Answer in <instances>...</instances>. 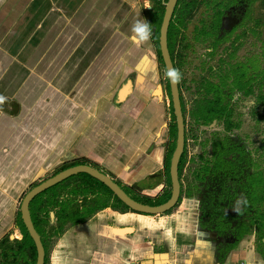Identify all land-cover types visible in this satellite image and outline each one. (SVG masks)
I'll use <instances>...</instances> for the list:
<instances>
[{"label":"crops","instance_id":"1","mask_svg":"<svg viewBox=\"0 0 264 264\" xmlns=\"http://www.w3.org/2000/svg\"><path fill=\"white\" fill-rule=\"evenodd\" d=\"M135 6L133 0H0V239L22 240V200L66 164L88 166L123 191L140 187L141 196L163 189L173 124L154 75L135 74L159 52L137 64L140 53L126 56ZM192 202L183 198L157 216L96 211L58 237L49 264H264L257 251L264 240L255 236L220 263L219 240L199 227ZM56 212L42 215L49 230L57 227Z\"/></svg>","mask_w":264,"mask_h":264},{"label":"rangeland","instance_id":"2","mask_svg":"<svg viewBox=\"0 0 264 264\" xmlns=\"http://www.w3.org/2000/svg\"><path fill=\"white\" fill-rule=\"evenodd\" d=\"M194 1L195 5L182 21L178 22V16L174 21L176 24L173 40L174 51L178 54V75L186 120V157L179 182L182 188L181 201L183 198L188 199L187 196H189L194 200L192 203L200 207L204 199V193L201 191L202 183L198 180V177L203 176V169L212 160L213 145L219 140L227 138L244 149L247 159L251 163L250 172L256 178L257 184L254 200L259 203L252 208H260L261 213H264V1L253 0L248 8L246 18L241 24H238L232 34L220 43H216L212 36L206 35L210 30L209 26L213 12L212 6L206 4L209 0L204 3L202 0ZM133 3L136 5V12L132 13L130 18L131 28L128 30L129 34L136 29L138 24L142 23H147L149 30L154 28V33L150 32L148 39H144V34H140L139 31L136 32L135 30L133 40H129L126 50L129 55L126 56L132 57V53H140V56L134 54L137 64L140 62V58L149 60L150 57L153 58V55L154 57L155 54L157 56L156 38L162 25L165 10L163 13L158 14L157 23H152L151 20L155 13L153 3L150 0H133ZM186 45L191 46L187 51L183 50ZM137 46L140 47V50ZM132 50L133 52H131ZM183 58L184 61H182ZM155 61L146 65V67L148 66L147 70L142 68L144 64L141 68L138 65L139 70L135 74L154 75V90L160 87L163 89L161 90L163 93L157 97L166 112V117L169 118L170 115L171 124L174 125L167 73L159 55ZM238 69L244 70L246 77L239 88H234L235 76L233 73L237 72ZM135 76L132 75L131 77L135 79ZM251 76L254 80L258 78L256 84H249ZM217 94L222 100V107L226 108L220 122L211 121L212 115L208 116L205 110L206 103L213 101ZM227 125L231 126V130L228 132L225 130ZM169 140L167 153L172 148L174 141L176 145V139L174 140L173 136H170ZM164 178L165 182L160 183V187L163 186V189L149 197L139 194L141 192L140 187L137 189L127 188V190L136 198L157 200L164 193L172 192V186L168 183L169 177L165 169ZM69 192V189L61 192L60 200L74 197L78 204L87 202V199H83L80 195L68 196ZM23 196H21L19 202H21ZM244 203V197L233 201L231 215H236L240 210H243ZM79 206L82 205L79 204ZM254 213L256 214V208ZM201 222L206 227L209 226V221L205 215H202ZM45 232L48 236L43 239L49 253L50 250L55 249L59 238L53 236L52 229L45 228ZM208 234L213 238L214 234L212 232H208ZM3 239H0V241ZM12 249V251L6 252V260L0 257L2 264H25L27 259L30 264L36 263L37 255L35 258L32 255L33 257L28 256L24 259L21 256H14L17 246H13Z\"/></svg>","mask_w":264,"mask_h":264},{"label":"trees","instance_id":"3","mask_svg":"<svg viewBox=\"0 0 264 264\" xmlns=\"http://www.w3.org/2000/svg\"><path fill=\"white\" fill-rule=\"evenodd\" d=\"M155 9V13L153 14L152 23H157L158 21V14L160 12H164L166 8V4L168 3V0H150ZM264 1V0H263ZM202 2H206V0H202ZM253 0H209L208 3H206L208 6H212V11L215 12V15L212 18V29L213 30H222L225 31L224 26V20L225 15L227 12H229L231 15L237 16L233 19L234 21H237V24L233 26L236 28L238 24H241L242 21L247 16V10L249 6L252 4ZM193 5H195V1L193 0H178L177 5L174 9L173 17L169 26V32L170 29L174 26V21L177 17L178 22H181L182 19L185 17V15L190 12L193 8ZM233 28V29H234ZM224 33V32H223ZM169 35V34H168ZM157 48L159 51V30L157 33ZM169 47V44H168ZM160 60L162 62L161 56ZM255 80L254 82H256ZM264 82V81H263ZM173 120L175 121L174 125L172 126L171 130V136L174 137V140L177 136V125H176V117L174 114L173 109ZM175 141L172 145V148L169 150V152L166 155V161H165V170L167 171L168 175V183L170 186H172L171 180H170V162L175 150ZM231 150L228 149L227 144H223L220 152L217 153L216 159L214 162L209 165L207 164L205 168L203 169V174L205 176H208L207 181L202 176L198 177V180L200 182L206 181V184L204 186V190L207 192L206 197V203H211L210 206V215L211 219H214V216L220 211L223 218L225 216L223 215V210L225 209V202L229 198H233L236 193H231L228 186L226 187L225 184L228 183L229 178H235V183L238 181V178L240 179L243 176V170L239 171L237 166L228 160ZM185 164V154H182V157L180 159L179 163V182H180V176L181 171ZM77 166V163H70L69 165L66 164L62 166L58 173L68 169ZM248 180V178L246 179ZM224 183V185H223ZM228 185V184H227ZM237 185V184H234ZM253 185L255 186V181L253 180ZM221 186L223 190V198H222V205L220 206H214L212 205L214 203V191L216 187ZM69 189L70 192L68 193V196L74 195V196H82L83 199H87V202L83 204L82 202L79 203L82 206H79L78 202L72 198H66L67 200H60L61 192H64L65 190ZM124 192L135 202L140 203L145 206L155 207L165 204L171 196V192L164 193L162 197L158 198L157 200H150L146 198H136L135 196H132L130 191L127 190V188L124 189ZM255 195V192H254ZM182 197V188H181V196L178 203H180ZM46 198V201H44ZM188 199H191L189 196H187ZM45 204V208L42 206ZM204 205V204H203ZM107 208L114 209L116 211H130L132 213L138 214L136 211L130 209L129 207L125 206L105 185L98 182L97 180L93 179L89 175L86 174H78L75 176H72L65 181L55 185L51 189L43 192L42 194L38 195L36 198H34L29 206V212L31 214V220L33 223V226L35 230L37 231V234L40 235V239L44 248L45 252V259L44 264H49V258H48V251L46 243L43 239L44 236H48L45 232V228L48 226V222L42 219V215L44 214L46 219L48 218V209L54 210L57 209V212L55 213L56 223L57 227L52 228L53 236L56 238L60 237V235L64 234L67 228L82 224L86 220H88L93 213L96 211H101ZM202 209H204L202 207ZM258 212V211H257ZM221 216V217H222ZM254 226L258 229V241L262 242L264 240V216L262 214H258L257 217L254 219ZM18 227L20 229V232L23 236L22 240L20 242L15 241L13 243H10L8 238H4L0 241V257L6 260L7 251H12L13 246H17L16 253L14 256H21L22 258H27V251H29L28 256L36 257V249L34 246V243L32 239L30 238L21 218H19ZM248 231V226L243 224L239 228L230 231L229 234L235 235L237 238L236 242L234 244H231L227 251L233 250L237 247L238 243L243 239V235H245ZM13 245V246H12ZM257 251L259 254H261L264 257V250L258 246ZM33 255V256H32ZM217 259L220 263H223L224 257L219 254L217 251L216 253ZM1 261V260H0ZM0 264H2L0 262ZM25 264H30V261H25Z\"/></svg>","mask_w":264,"mask_h":264},{"label":"flooded vegetation","instance_id":"4","mask_svg":"<svg viewBox=\"0 0 264 264\" xmlns=\"http://www.w3.org/2000/svg\"><path fill=\"white\" fill-rule=\"evenodd\" d=\"M214 15H215V12L213 11L211 17H213ZM236 16H237V14L231 15L229 12L226 13L225 20H224L225 31H222L221 29L220 30H213L212 29V18H211V24L209 26L210 30H209V33H206V35L212 36L216 43L222 42L223 40L226 39V37H228L230 34H232L234 29H236V28L232 27L233 24L237 23V21H234V23H233V19ZM175 31H176V24L174 22V26L170 29V32L168 30V34H169L168 35V44H169L168 49H169L171 60H172L173 66H174L175 73H178V64H177L178 54H176L174 51L175 45L173 42L174 37H175V33H174ZM190 47H191L190 45H186L183 50L187 51ZM182 61H184V58ZM237 72L233 73V75L235 76V79H234L235 82H233L234 88H239V86L242 83H244V78L246 77L244 70L238 69ZM176 78H177L178 87H179L180 101H181L184 127H185V143H184L183 153L185 154V157H186V120H185L184 108L182 105L183 104L182 103V92H181L179 75L176 74ZM167 80H168V77H167ZM255 80H257V81L254 82ZM255 80H254L253 76H251L249 79V84H251V83L256 84L258 82V78ZM168 87H169V92H170L169 81H168ZM169 94H170V98H171V93H169ZM170 100H171L170 105H171L172 113H173L174 108H173L172 98ZM206 104H207L206 109H205L206 114L208 116L212 115V117H213L211 119V121L213 120L216 122H220L222 119V116L226 112V108L222 107V100L218 97V94L213 101L207 102ZM225 130L227 132L230 131L231 126L227 125L225 127ZM223 144H227L228 149H230L232 152L230 154L228 160L233 162L237 166L239 171L243 170V173H242L243 176L240 179L238 178V181L236 183L234 181L235 178L230 177L229 181L227 183L228 185L225 184L226 187L228 186L231 193L234 192V193H236V195L233 198H229L224 204L225 209L223 210V215L225 216V218H223L222 214L219 211L214 216V219H211V215L209 214L211 203H206L207 192L204 190V186L206 184L208 176H205L203 174L202 177L205 178V180H206L204 182H201L202 183L201 191L204 193V199L201 202L200 207H198V209H199V214H200V216H199V227L202 230L206 229L205 231H208L210 233L212 232L214 234L213 235L214 238H218L219 245L217 246V251L225 259L227 254L229 252H231V250L227 251V248L231 244H234L236 242L235 238H237L235 235L229 234L230 231H233V230L239 228L240 226H242L243 224H245L248 226V231L245 235H243L242 238H247L250 236H255L256 238H258V229L256 226L253 225V223H254L255 217H257L258 214H262V216H264V213H261L260 208L255 207L256 208V214H255L254 213L255 208H252L255 205L259 204V203H256L258 201L255 202V200H254L255 199L254 198V192L256 193V185H257L256 184V178L250 172L251 163L247 159L245 151L241 146H238L237 144L232 143L227 138H225L223 140H219L217 143H215L213 145L212 160L210 161V163L212 164L214 162V160L216 159L217 153L220 152ZM210 163H209V165H211ZM247 178H248V180H246ZM253 180L255 181V186L253 185ZM234 184H237V185H234ZM223 185H224V183H223ZM222 193H223L222 187L217 186L215 191H214V203L212 205H214V206L222 205V198H223ZM242 197L245 198V203L243 204V210H240L236 215H231L230 211H231V207L233 206V201H236ZM202 207L204 209H202ZM202 215H205L206 218L208 219V221H209L208 227H206V225L204 223L202 224V222H201Z\"/></svg>","mask_w":264,"mask_h":264},{"label":"water","instance_id":"5","mask_svg":"<svg viewBox=\"0 0 264 264\" xmlns=\"http://www.w3.org/2000/svg\"><path fill=\"white\" fill-rule=\"evenodd\" d=\"M177 2L178 0H168V3L166 4V8H165V13L162 19V25L159 31V51L169 81L170 93H171L174 114L176 117V125H177L176 147L170 162V170H169L170 180L172 183V193L170 199L165 204L160 206H155V207L145 206L132 200L119 186H117L107 176L103 175L102 173L88 166H75L72 168H68L56 174L52 178L46 180L45 182L41 183L40 185L36 186L35 188H33L28 194H26V196L22 200L21 218L36 249L37 260L35 264H44L45 252L41 239L38 236L30 217V213H29L30 203L38 195L51 189L55 185L65 181L66 179L72 176L78 174L89 175L93 179L105 185L125 206L136 211L140 215H144V216L163 215L170 212L177 206L181 196V186L179 183L178 170H179L180 159L184 151L185 127H184L178 82L168 49V30Z\"/></svg>","mask_w":264,"mask_h":264},{"label":"clouds","instance_id":"6","mask_svg":"<svg viewBox=\"0 0 264 264\" xmlns=\"http://www.w3.org/2000/svg\"><path fill=\"white\" fill-rule=\"evenodd\" d=\"M135 30L143 33L144 39H148V36L150 35V30L147 23L138 24ZM176 74L178 75V73Z\"/></svg>","mask_w":264,"mask_h":264}]
</instances>
